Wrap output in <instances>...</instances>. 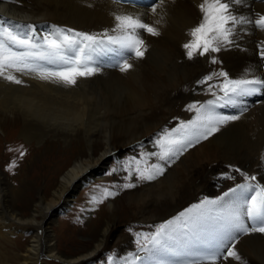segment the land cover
<instances>
[{
    "label": "bare ground",
    "instance_id": "bare-ground-1",
    "mask_svg": "<svg viewBox=\"0 0 264 264\" xmlns=\"http://www.w3.org/2000/svg\"><path fill=\"white\" fill-rule=\"evenodd\" d=\"M154 2L128 0L118 7L113 0H86L93 5L89 8L82 0H0V21L21 25L18 31L23 30L25 24H34L40 33L50 32L53 25L101 32L112 26V12L149 13L146 23H153L163 15L160 25H155L160 35L143 37L148 50L142 59L129 60L134 69L128 73L104 67L95 77L81 81L72 89L29 78H26L27 86L0 80V129L8 132L9 147L18 146L17 134L28 140L33 136L38 138L45 129L48 134L50 130L56 131L55 135L59 131V137L64 140L84 142L83 154L61 176L50 203L41 197L27 219L15 208L17 200L25 205L26 198L18 194V189L12 190L10 178L7 179L0 166V252L8 235L18 230L31 234L14 264H46L47 258L76 264L100 256H105L102 262L105 264L110 255L117 260L137 250L132 246V237L118 234L121 224L117 216L127 213L118 209L119 204L113 197L109 198V210L114 218L94 234L95 244L77 256H63L49 228L58 213L73 201L76 190L93 178H104L105 168L111 161H120L136 153L138 141L152 151V141L161 129H171L177 123L176 117L191 118L193 113L185 111L186 104L211 98L200 93L198 88L193 89L195 81L212 69L203 58L187 60L181 47L188 39V30L199 21L201 14L197 5L202 0H175L174 3L165 0L163 11L158 7V14H151L149 8ZM249 4V8L240 7L238 12L264 14V3L260 0H249ZM259 41H264V32L250 29V34L240 41L245 50L219 54L222 67L230 77L242 78L247 74L249 78L252 75L264 78V61L257 55ZM245 102L248 111L240 120L231 122L208 141L190 149L163 177L143 183L142 189L138 186L125 189L127 208L135 222L142 221L150 231L152 226L176 215L199 197L220 195L226 191L222 186L227 180L220 174L226 172L229 164L239 165L249 175L257 174L264 183V166L261 165L264 94L246 97ZM218 110L226 114L237 112L235 106H221ZM2 155L0 149V163ZM243 157L254 163L246 167L243 160L239 161ZM166 193L169 194L168 204L157 206L155 202ZM44 202L48 204L47 210L41 213L45 221H40L36 214ZM3 206L7 210L4 211ZM28 226L34 228L31 230ZM237 250L246 264H264V237L260 234L243 237ZM1 253L0 264H13L3 259ZM229 264L239 262L229 261Z\"/></svg>",
    "mask_w": 264,
    "mask_h": 264
},
{
    "label": "snow or ice",
    "instance_id": "snow-or-ice-1",
    "mask_svg": "<svg viewBox=\"0 0 264 264\" xmlns=\"http://www.w3.org/2000/svg\"><path fill=\"white\" fill-rule=\"evenodd\" d=\"M127 2L113 0L118 7ZM164 4L165 0H155L149 12L158 14L157 8L163 11ZM86 6L93 5L86 3ZM197 7L201 14L199 21L188 30V39L181 47L187 60L203 58L212 69L195 81L193 89L198 88L211 98L186 104L185 111L193 113L191 118H174L177 123L171 129L165 127L156 134L152 151L138 141L136 153L117 161V166L106 173H126L122 182H114L111 188L97 186L102 188L101 199L92 195L90 202L99 204L119 191L157 181L190 149L240 120L248 111L246 97L264 94V78L255 75L249 78L247 74L232 78L219 58L221 52L245 50L240 41L250 34V29L264 32V14L255 11L240 14V7H250L249 0H202ZM148 14L112 12V26L101 32L53 25L50 32L40 33L34 24H25L18 31L21 25L0 21V80L27 86L29 78L72 89L95 77L104 67L128 73L134 69L129 60L142 59L148 50L143 37L160 35L155 25H160L163 15L153 23H146ZM257 55L264 61V41L257 43ZM221 106H235L237 112L223 113L218 110ZM7 151L17 153L21 159L27 153L23 145L8 147ZM261 165L264 166V155ZM16 167L17 161L12 159L6 170L11 172ZM226 167L228 171L221 173V178L235 180L239 175L242 182L214 198L201 196L176 215L152 226L150 231L135 233L137 250L117 260L110 255L105 264H229V261L246 264L237 244L245 236L264 237V183L257 174L249 175L231 164Z\"/></svg>",
    "mask_w": 264,
    "mask_h": 264
},
{
    "label": "rangeland",
    "instance_id": "rangeland-1",
    "mask_svg": "<svg viewBox=\"0 0 264 264\" xmlns=\"http://www.w3.org/2000/svg\"><path fill=\"white\" fill-rule=\"evenodd\" d=\"M242 117L243 116H241V118ZM47 131L48 130L45 129L44 134H41V136L38 138L33 136L28 140L24 139L18 134L15 136V139L18 140V146H13V149L23 145L24 149H26L28 152L25 155L26 157L21 159L17 153H8L7 148L10 144L8 140V132H4L0 129V149L3 153L2 157H4L1 160L0 166L3 167L2 171L6 175L7 179L10 178L12 190L16 191L18 189V194L23 195L26 198L25 205L19 200H17L15 203V208L18 210L20 216L25 219L32 216L34 213L32 209L41 197H43L46 202L50 203L54 191L58 188L59 179L61 176L68 169H70L77 158L83 154L82 150L84 142L64 140V138L62 139L59 137V131L56 133V135V131L54 130V132L50 130L51 132L49 134ZM97 151L98 149H95V152ZM112 153L114 152H111V156ZM132 155H127L126 157H130ZM12 159L17 161L18 167L9 172L6 170V166ZM239 161L245 163L246 167L254 163L245 157L242 159L239 158ZM116 166L117 161H111V163H109L105 168L103 179L95 180L93 178L76 190L73 196V201H71L69 205L65 206L62 209L65 211L61 212V210L55 218V221L51 223V227L49 229L55 234L57 247L63 256H77L80 254V252H84V250L91 248L95 244V235L103 227L104 223L111 221L114 218V215L109 210V198L104 199L102 203L93 205L92 202H90V197L95 195L97 199H101L102 188H98L97 186H108L111 188L114 182H122L121 177L126 173L121 172L119 174L113 173L112 175H106V173L109 172L111 168ZM236 167L241 168L239 165ZM227 171L228 169H226V172ZM233 174L236 175L235 173ZM241 182L242 177L236 175L235 180H226V184H224L222 188L227 190L228 188L233 187L236 183ZM142 186L143 183L139 184L138 188L142 189ZM167 198H169L168 193H166L165 196L161 198L165 200L160 201V199L155 203L157 206H160V204L166 205L168 204L169 200ZM113 199L115 202H118V209H121L123 212L125 211L127 213L122 216H117L118 221L121 224L118 234L121 236L132 237V246L137 247L134 234L137 232H147V225L142 221L135 222L134 216L129 213L125 190L119 191L118 195L113 197ZM46 202L41 203V208H39V212L36 214V218H38L40 221H45L43 218L44 214L41 213L47 210L48 204H46ZM181 204L183 205V203ZM3 208L4 211L7 210L5 206H3ZM30 227L31 226H28V228ZM33 228L34 226H32L30 229L32 230ZM11 235L7 236V238L11 241L7 239V241L3 242V247L1 248L2 253H0L3 256V259H7L8 262L14 264L19 260V255L24 251L25 246L29 242L31 234L29 232L22 233V231L18 230ZM9 256L10 258H8ZM100 257L95 258L94 260L92 259L91 261H81L76 264H103L102 262L105 256L101 258ZM44 261L46 264H65L60 260L52 258H47Z\"/></svg>",
    "mask_w": 264,
    "mask_h": 264
},
{
    "label": "water",
    "instance_id": "water-1",
    "mask_svg": "<svg viewBox=\"0 0 264 264\" xmlns=\"http://www.w3.org/2000/svg\"><path fill=\"white\" fill-rule=\"evenodd\" d=\"M65 210H62L61 212H64Z\"/></svg>",
    "mask_w": 264,
    "mask_h": 264
}]
</instances>
